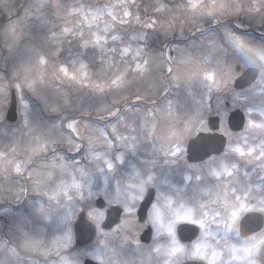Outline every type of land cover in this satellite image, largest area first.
<instances>
[{
  "label": "rangeland",
  "instance_id": "1",
  "mask_svg": "<svg viewBox=\"0 0 264 264\" xmlns=\"http://www.w3.org/2000/svg\"><path fill=\"white\" fill-rule=\"evenodd\" d=\"M88 1L100 4V8L93 5L89 9L85 4ZM38 2L39 0H33L32 6L36 7ZM48 2L59 3L61 8L57 10V14L46 9V22L25 20L22 17L17 24L15 36H0V88L4 89L0 93V152L6 151L9 146L16 149L8 157L11 162L6 167L11 168L13 163H22L24 159L30 162L44 155L43 151L33 152L30 149L35 146L37 137L47 138L49 147H57L67 157V165L57 168L55 175L61 178L62 187L71 189L73 198H61L59 202L49 199V196L58 193V187L50 182L52 177L39 168H33L27 175H24L23 167L20 174L0 168V264H48L28 241L40 238L46 244H52L67 228L71 229L70 249L73 251L72 255L68 254L70 258L77 259L80 255L74 248L73 226L81 213L80 209L89 204L95 207L92 199L97 194L95 188L99 172L137 143L134 142V130L138 134V129H143L146 119L153 123L156 119L151 118L153 111L160 118L167 113V109L173 114L203 112L211 93L208 88L210 80L206 77L211 75L215 59L223 58L226 54L237 55L225 39V32L233 31L242 36L245 45L252 50L250 55L253 58L257 57L258 52L264 53V19L259 14L224 15L213 20L191 10H184L186 0H135L134 5L129 0L124 7L134 13L131 24L117 25L114 34L123 36V43L117 42L120 47L130 49L122 57L125 64L134 66L137 55L141 59L144 56L148 61L147 72L137 75L133 71L126 77V89L114 92L106 81L116 75L119 69L105 71V65L98 63L97 54L89 50L83 58L90 65L88 71L91 78L105 83L101 93L92 88L81 87L57 71L60 65L69 66L71 71V60L82 55L79 37L76 34L64 37L61 32L64 27L74 30L81 28V17L68 15L72 9L83 13V10L96 11L111 5L116 6L117 14H122L124 7L117 6L118 0ZM225 2L235 4L241 0ZM242 2L247 8L259 0ZM162 3L169 4V8L157 12V6ZM21 4L26 5L27 0H16V5H10L9 9ZM172 4L180 7H172ZM135 16H139L140 20H136ZM146 18L157 19V25L149 29L145 26L148 22ZM100 27H103L102 22ZM81 30L86 36L89 34L86 22ZM52 32L57 34L56 39L51 38ZM168 55H171V61L167 59ZM42 57L48 59L46 66L40 63ZM119 61L120 58L116 60L117 65ZM169 66L173 69L171 74L166 71ZM17 83L23 89L22 92H17L14 88ZM29 84H32L31 88L28 87ZM11 88L15 89L18 98L19 120L14 124L5 121ZM137 94L140 96L138 100L135 99ZM256 96L263 99L264 88ZM256 96L246 100L251 114L262 112ZM156 99L164 100L159 108L156 105H144ZM195 103L200 105L197 107L198 111L192 110ZM25 104L28 106L24 107ZM113 105L119 108H124L125 105L133 107L124 113V121L109 122L110 118L103 109H110ZM74 119L81 122L78 127L83 147L79 152L68 150L69 143L75 142L67 133H62L59 127ZM25 121L28 126H25ZM100 125L110 131L117 129L112 132L114 139L108 140L107 146L103 148L101 146L105 141L96 134ZM89 133H92L91 143ZM93 147L101 150L94 155ZM75 160L81 163L77 165ZM73 170L76 173L74 182L80 185L85 197L83 201L79 199L80 193L64 175ZM63 254L62 251L61 255Z\"/></svg>",
  "mask_w": 264,
  "mask_h": 264
},
{
  "label": "snow or ice",
  "instance_id": "2",
  "mask_svg": "<svg viewBox=\"0 0 264 264\" xmlns=\"http://www.w3.org/2000/svg\"><path fill=\"white\" fill-rule=\"evenodd\" d=\"M129 0H118V5L124 7L128 4ZM134 5L135 0H131ZM33 0H27V4H21L18 7L9 9L10 5L15 6L16 0H0V36L10 35L15 36L17 31V24L23 17L25 20H37L41 23L47 21L46 9H51L54 14H57V10L61 8L59 3L51 4L48 0H39L36 7H33ZM172 7H180V5H171ZM116 6L108 5L103 9H97L96 11H78L72 9L68 12L69 16H80V29H71L64 27L61 35L64 37L76 34L81 40L82 55L74 57L71 60V71L69 66L60 65L57 67V71L69 80L75 81L84 88H92L98 92L103 93L105 83L94 81L89 74L90 65L85 62L83 58L90 50L96 53L98 56V63L105 65V71L118 68L119 71L116 75L106 81L107 86L114 92H122L126 89L127 80L133 71L137 75L147 72L148 61L141 59L137 55V62L131 66L125 64L122 57L127 55L130 51L126 46L120 47L117 42L123 43V36L114 34L119 26H129L131 20L134 17V13L128 8L124 7L122 14H117L115 11ZM169 4L162 3L157 6L156 11L160 12L167 10ZM184 10H191L200 16H207L213 20H218L220 16L231 15L240 16L242 14H259L264 19V0H259L258 3H253L251 7H245L244 3H227L225 0H186V4L183 5ZM107 17V19L105 18ZM136 20H140L139 16H135ZM87 23L89 34L86 36L85 32L81 29L83 25ZM103 23V27H100V23ZM158 23L157 19H150L145 25L149 29H153ZM51 38L56 39L57 34L51 33ZM225 39L230 43L235 53L239 55L249 65H253L255 61L252 59L249 49L242 38L237 35L236 32L228 31L224 33ZM140 37H136L139 39ZM115 45V47H113ZM259 60L264 61V53H256ZM120 58L119 65L116 64V60ZM169 61L172 60L171 55L167 56ZM42 65H47L48 59L42 57L40 59ZM166 71L171 74L173 69L169 66ZM213 83L215 82V75H209L206 77ZM28 87H32L29 84ZM17 92H22V88L17 83L14 85ZM4 89L0 88V93H3ZM9 95V93H8ZM135 99H140L139 94L135 96ZM28 105L25 104L24 107ZM133 107V106H131ZM129 105H125L124 108H119L113 105L110 109H103V111L110 118L109 122L124 121V113L131 108ZM138 107V106H136ZM251 114V109H249ZM157 116L156 112H152L151 118ZM254 128H264V123H258L256 120L247 121ZM81 122L79 120H70L66 124L60 125V131L67 133L75 143H69V151L79 152L83 145L80 143L81 136L79 133L78 125ZM25 126H28V122L25 121ZM117 129L113 128L111 131L100 125L96 129V134L105 141V144L101 148L107 146V141L114 139L112 132ZM92 133H89V140L91 143ZM101 149L92 148V152L95 155ZM30 151L39 152L43 151L44 155H40L30 162L22 160V163H13V167L8 168L11 160L9 156L16 152V149L9 146L6 151L0 152V168L5 171H14L20 174L22 167L24 168V175H27L33 168H39L48 176L52 177V183L58 187V193L49 196V199L59 202L61 198H67L71 200L73 198V192L66 186H61V178L55 175L57 168H63L67 165V157L62 151H58L57 147H49V141L47 138H36L35 146L31 147ZM186 152L185 148L177 144L171 151L170 156L175 159ZM232 153L238 154L239 157H254L255 160L261 162V168L264 170V145L259 148L251 146L245 138V146H236L231 149ZM228 153H225L227 157ZM213 158L214 157H210ZM75 164L79 165L81 162L75 160ZM27 167L25 168V165ZM109 168L111 165L109 164ZM239 172L237 163H227L222 161L218 170L211 171V183L212 187L206 190L209 197L208 200H193L189 198L188 201H181L178 207H174L175 201L168 197L167 202L161 205L158 200L157 191L156 197L153 202H150L149 206L145 209V217L141 219L139 217L140 208L135 207L136 197H133L131 204H122L120 201L115 202V206L119 208L122 213L136 218L139 224L149 229L150 239L156 241L152 246V251L156 254L157 264H186V261L193 262L204 261L207 264H264V188L256 186L258 195H253V187L249 184L245 187H238L232 179L236 173ZM64 175L68 178V182L72 183V187L77 189L79 199L83 201L85 197L82 194V190L79 184L74 182L76 175L73 170L71 173L65 172ZM245 176L249 173L245 172ZM31 179V177H29ZM187 181L195 179L200 181L202 177L200 175L187 176ZM264 182V176L260 177ZM40 178H37L39 183ZM141 195L138 197L140 205L146 199L148 189L146 187L141 188ZM91 197H89L90 199ZM109 203L106 199L97 198L95 201V207L91 204L86 207H81V212H86V215L90 220L94 221L97 230L100 231L102 236L106 233L103 231V224L101 223L106 218V212L102 209L104 204ZM118 205V206H117ZM43 208V205L41 206ZM165 215L169 216L167 223L164 222ZM184 222L197 227L199 232L198 237L191 240L188 244L182 243L177 236L176 224ZM113 231H120L119 227L112 229ZM136 233L133 227L127 228V236H131L130 244L139 246L140 241L136 239ZM127 236L124 239L127 241ZM164 238L166 242L162 241ZM34 251L38 250L39 255L48 261V264H81V257L72 260L69 257L68 251L72 243L71 229L67 228L63 235L56 239L52 244H46L43 239L36 238L28 241ZM108 249V244L105 240L97 241L96 244L88 250L85 254L93 262L97 264H128L126 260L121 261L116 257L123 254L124 245L119 246V251L116 248L110 249V255L106 254L105 250ZM63 251V255L61 252Z\"/></svg>",
  "mask_w": 264,
  "mask_h": 264
},
{
  "label": "flooded vegetation",
  "instance_id": "3",
  "mask_svg": "<svg viewBox=\"0 0 264 264\" xmlns=\"http://www.w3.org/2000/svg\"><path fill=\"white\" fill-rule=\"evenodd\" d=\"M85 4L89 6V9L93 5L100 8V4L91 1ZM145 20L149 21L150 18ZM252 59L255 61L253 65H249L237 55L226 54L223 58L215 59L211 70V75H215V82L210 81L208 84L211 93L207 103L204 104L205 110L203 109L202 113L177 112L173 114L167 109V113L162 118L157 115L153 123L150 119H146L143 129H138L140 135L134 130V142L137 143H134L130 150L122 153L119 158L108 163L99 172L97 188H95L97 194L92 201L104 198L109 202L105 203L102 209L106 212V218L101 222L106 235L102 236L97 230L90 244L74 247L81 256V264H85V260L90 259L82 254L101 240H105L108 244V249L105 250L108 255H110V249L116 248L119 251V246L124 245L123 254L116 259L126 260L128 264H157L156 254L151 250L156 241L150 239L149 234L146 241L142 240V234L145 231L148 233L149 229L139 224L134 215L129 217L122 213L115 206L116 201L131 204L133 197H136L135 207L140 208V218L146 214L144 208L155 200L156 191L161 205L167 202L168 197L175 201L174 207H178L181 201H188L189 198L206 201L209 199L206 190L213 186L210 180L211 171L218 170L222 161L238 164L239 172L232 178L238 187L250 184L253 187V195L259 194L255 190L256 186L264 188V182L260 179L264 176L261 162L255 160L254 157L241 158L238 154L231 152L233 147L245 146V138L251 146L259 148L264 145V128H254L247 122L256 120L258 123H264V98L256 96L258 91L264 88V61L257 57H252ZM249 69H257L255 82L247 88L237 90L236 81ZM251 96H256V100L259 101L258 107L262 112L249 114L246 100ZM163 101L156 99L144 105H156L159 108ZM194 105L192 110L198 111L199 103ZM236 111L244 112L245 117L235 115L236 118H243L240 123L233 120L235 116L232 120L230 119ZM201 134H205L210 143L214 145L213 152L205 158L191 160L188 152L189 143ZM139 136H141L140 139ZM177 144L185 148L186 152L173 159L170 153ZM225 153H228L227 157ZM245 172L249 175L245 176ZM190 175L193 177L200 175L202 179L187 181L185 177ZM142 187H146L148 193L145 201L140 205L138 197L141 195ZM109 216L112 218L107 220ZM168 220L169 216L165 215L164 222L167 223ZM116 227L120 228L119 232L112 230ZM128 227L134 228L137 234L136 239L140 241L139 246L128 243L132 239L131 236H127ZM175 228L178 238L185 244L199 235L197 227L188 223H177ZM125 236H127V241L124 239ZM161 239L166 242L164 238ZM68 253L72 255V249ZM186 264H193V262L186 261ZM195 264H207V262L196 261Z\"/></svg>",
  "mask_w": 264,
  "mask_h": 264
},
{
  "label": "water",
  "instance_id": "4",
  "mask_svg": "<svg viewBox=\"0 0 264 264\" xmlns=\"http://www.w3.org/2000/svg\"><path fill=\"white\" fill-rule=\"evenodd\" d=\"M257 70L249 69L247 70L236 82V88L242 89L249 86L253 80L255 79ZM18 101L15 89L11 90V102L8 108L6 118L10 122H16L18 119V111H17ZM239 113V114H238ZM242 116L241 112H234L231 116V120L235 115ZM235 121L239 122L242 120L240 118L234 117ZM240 128V127H238ZM214 145L210 143L208 137L204 134L199 135L197 138H194L189 143V158L191 160H198L200 158H205L210 156L213 152ZM146 207L144 208V210ZM145 214L141 217L144 218ZM112 217L109 216L107 220H110ZM96 227L86 218L85 213H82L79 217V220L75 224V235H76V243L79 246H83L89 242H91L96 236ZM147 231L142 234V240H147ZM85 264H96L91 260H86Z\"/></svg>",
  "mask_w": 264,
  "mask_h": 264
}]
</instances>
